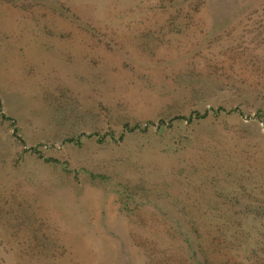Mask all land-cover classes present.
<instances>
[{"label": "rangeland", "instance_id": "1", "mask_svg": "<svg viewBox=\"0 0 264 264\" xmlns=\"http://www.w3.org/2000/svg\"><path fill=\"white\" fill-rule=\"evenodd\" d=\"M215 262L264 264V0H0V264Z\"/></svg>", "mask_w": 264, "mask_h": 264}, {"label": "trees", "instance_id": "2", "mask_svg": "<svg viewBox=\"0 0 264 264\" xmlns=\"http://www.w3.org/2000/svg\"><path fill=\"white\" fill-rule=\"evenodd\" d=\"M204 116V115H203ZM215 264H218L217 262H215Z\"/></svg>", "mask_w": 264, "mask_h": 264}]
</instances>
